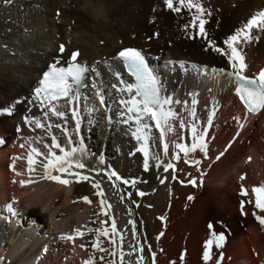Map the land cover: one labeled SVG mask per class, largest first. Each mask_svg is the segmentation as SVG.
Segmentation results:
<instances>
[{"label": "bare ground", "instance_id": "1", "mask_svg": "<svg viewBox=\"0 0 264 264\" xmlns=\"http://www.w3.org/2000/svg\"><path fill=\"white\" fill-rule=\"evenodd\" d=\"M199 2L211 13L204 17L206 31L227 54L210 49L198 36L190 38V34L194 35L198 29L189 32L184 25L193 19L194 10L184 9L177 14L168 10L162 0H0V110L12 109L11 115L0 111V138H5V143L0 145V257L3 258L0 264H36L41 249L55 245L58 253L52 256L53 251L50 255L53 262L47 264H85L89 260L91 264H108L109 261L121 264V251L123 264H137L141 256L140 264H240L237 261L230 263L228 259L233 255L230 250L225 256L216 246L215 230L204 225L200 211L206 212L213 207L217 195L224 190L230 191V201L224 210L216 212L220 221L227 222L232 236L244 222L234 206L239 199L236 194L240 191V177H246V190L252 197L255 195L252 191L255 166H259L264 175V109L249 113L239 99L235 92V77L230 75L233 71L229 60L231 49L223 43L246 23L250 14L264 7V0ZM67 25L69 29H66ZM260 35L259 41L237 45L247 64L243 72L246 76L257 77L264 67V33ZM61 45L65 47L62 54L59 51ZM126 46L138 47L147 54L149 64L166 85V94H171L174 100L189 102L171 105L177 117L171 120L174 132L166 133L164 141L169 143V155H163L162 143L150 142L151 152L159 154L165 163H173L174 168L167 172L162 167L145 171L143 154L136 151L140 144L125 134L129 131L128 126L117 123L121 106L114 98L120 94L108 86L116 83L109 71V63L120 65V61L113 58ZM75 50L80 51L78 62L101 73L96 77L94 72H88L87 86L80 89L84 99L79 108V134L70 111L64 118L51 112L47 116L44 114L49 106L61 111L69 109L72 105L68 101L52 104L43 96L37 99L33 92L43 71L57 60L58 66L66 65ZM123 78L129 80L126 70ZM89 81L105 88L107 108L100 105ZM193 98L198 101L195 107L201 122L210 109L216 112L206 138L208 149L206 153L198 150L188 157L180 153L177 160L175 142L190 145L192 141L190 127L193 120L189 113ZM93 105L97 109L95 112L89 110ZM25 117L29 121H24ZM107 117H111V122ZM258 118L263 127H256ZM37 119L44 127H36L33 121ZM181 120L186 121L187 127H180ZM57 124L61 127L57 128ZM157 135L158 130L154 129L153 136ZM53 136L64 148L78 145L82 138L88 153L84 158L87 168L79 171L100 181L105 193L103 199L113 206L105 209L118 217L115 243L103 236L99 238L102 247L116 253L115 256L92 247L96 234L88 229L107 227L110 236L112 232L109 223L103 226L99 223L107 220L108 211L107 215H98L101 197L96 195L99 190L93 187L91 180L77 182L74 177L55 170L53 175H61L71 183L64 185L41 179L40 163L33 164L35 171L29 172L27 157L31 149L35 147L47 152L44 145L51 144ZM69 136L74 144L69 143ZM52 150L60 154L59 149L53 147ZM32 155L34 160L42 159L35 153ZM101 157L103 165L99 163ZM9 168L18 177L10 175ZM93 168L98 171H91ZM100 169H114L126 179H136V186L115 181L113 187ZM13 177L16 184L9 182ZM192 178L197 180L196 185L189 183ZM161 179L165 182L160 183ZM29 180L33 182L21 183ZM83 197H88L91 203ZM10 203L16 211L15 216L6 208ZM130 203L142 206L145 211L144 223L140 217L142 227L141 223L137 224L139 229L135 236L128 224L130 206L126 204ZM245 210L248 224L253 228L255 223L250 218L258 211L252 201ZM225 214H230V219L226 220ZM16 218H22V224L16 223ZM76 229H81L83 236L75 235ZM120 233L123 234L122 242ZM67 234L74 235V241L60 238ZM232 238L227 249L233 243ZM209 239L213 244L208 249L210 259L205 261L204 245ZM135 243L141 244L144 251L136 249ZM242 243L248 264H256L247 242ZM182 249L185 255H181ZM101 256L105 259L101 260ZM224 256L223 262L219 263ZM62 257L64 262H61Z\"/></svg>", "mask_w": 264, "mask_h": 264}, {"label": "snow or ice", "instance_id": "2", "mask_svg": "<svg viewBox=\"0 0 264 264\" xmlns=\"http://www.w3.org/2000/svg\"><path fill=\"white\" fill-rule=\"evenodd\" d=\"M7 2H11V0H7ZM162 3L168 10L176 12L177 14L181 13L184 9H188L189 11L194 10L193 19L190 23L184 25L185 30L189 32L193 28L198 29L194 35L190 34V38H196L198 36L206 41L210 49H214L222 54H227L225 49L220 48L215 44L212 37L206 31L205 25L207 20L204 17L206 15L210 16L211 13L207 11L199 0H162ZM261 33H264V7L257 10L255 13L250 14V17L246 19V23L223 41V43L231 49L229 60L232 61L231 67L233 71L230 75L234 76L236 80L235 92L246 106L249 113H257L261 109H264V68L260 69L256 78H249L244 75L243 72L247 68V64L245 63L244 57L237 45L259 41L261 39ZM154 35H158V33H155ZM59 51L61 54L64 53V45L60 46ZM79 55L78 50L72 52L66 66H58V60L52 63L47 71H43V78L39 81L40 86L35 89V97L37 99L43 96L44 99L49 102L56 101L62 97L68 100L69 104L72 105L69 109L61 111L55 106H49L44 114L47 116L49 112H51V114L57 117L64 118L66 112L70 111L71 118L75 120V130L77 134H79L81 128L79 110L80 102L84 99L81 95L80 89L87 86L85 81L88 80V72H94L96 77L101 76V73L94 68L79 63ZM113 59L120 61V65L109 63V71L115 78L116 83H110L108 86L120 94L118 97L114 98L115 103L121 106L119 112L120 119L117 123L128 126L129 131L125 134L140 144L136 151L143 154L142 166L145 171H150L153 167H162L165 172L173 169L174 165L172 162L165 163L159 154L150 151V142L162 143L163 155H169V143L164 141L166 133L174 132L171 120L177 117V113L172 110L171 105L174 103H183L187 105L189 102L174 100L171 94H166V85L164 81L156 70L150 66L147 54L143 50L126 47L118 51ZM180 67H184L183 62L180 63ZM125 70L129 76V80L123 78ZM89 83L95 90L94 94L99 98L100 105L107 108L108 105L106 104L105 88L102 85L96 84L95 81H89ZM190 104L192 107L189 115L193 120L190 127L192 141L190 145H186L183 142H175L174 147L177 149L175 159L177 160L180 159V153H183L184 157H188L190 153H194L198 150L204 153L207 152L208 144L206 138L209 135L208 129L213 125V119L216 115V112L213 109H210L206 119L201 122V118L197 117V110L195 107V105L198 104L197 99L193 98L190 101ZM89 110L92 112L97 111L95 105ZM0 111L4 114H12L11 108H4ZM107 118L109 119V122H111V117ZM24 119L26 122L29 121L28 117H25ZM237 119L239 120L240 118ZM33 122L37 128L44 127L38 119ZM48 127H51V125ZM56 127L60 128L61 125L57 124ZM180 127H187L186 121L181 120ZM240 127H243L242 123ZM154 129L158 130L157 136H153ZM64 131L67 132V129H64ZM68 139L70 144H74L71 136H69ZM2 142L3 141L0 140V143ZM44 147L47 149V152L41 151L35 147L31 149V152L27 157L29 172L35 171V168L32 167L33 164L40 163L43 169L41 179L57 181L64 185L71 183L69 179H62L61 175H53V170H55L57 173L67 174L74 177L77 182L91 180L93 182V187L99 190L96 195L101 197V212L98 215H107L105 208H110L111 205L107 204L103 199L105 193L102 190L100 181H95L94 178H90L89 175L79 171L87 168L84 158H86L88 153L82 138L78 145L64 148L58 142V139L53 136L51 144L46 143ZM53 147L59 149L60 154L53 151ZM33 153L42 159L39 161L34 160ZM130 154L135 155V153ZM220 155H223V153ZM99 163L102 165L104 164L103 157L100 158ZM195 163H199V161H195ZM91 171L96 172L98 170L93 168ZM99 171L105 172L108 181L113 184V187H115V181H121L123 184H131L133 187L136 186V179H126L119 175L114 169H100ZM173 178L175 179V177ZM241 179H244V177H241ZM32 182L33 181L29 180L26 182L22 181L21 183ZM164 182V179L160 180V183ZM189 183L196 185L197 180L195 178L190 179ZM252 191L255 193V207L264 211V187L254 186ZM138 194L141 196L144 195L143 192H139ZM241 194L244 196L248 195L247 190L244 189L243 186L241 188ZM191 198L192 197H189V199ZM82 199L91 203L88 197H83ZM121 199L123 198L121 197ZM6 208L13 216L16 215V211L11 203L6 205ZM256 218L261 224H264V216H257ZM160 219H163V217ZM99 223L103 226L107 225L108 221L103 220L99 221ZM128 224L135 225V221L130 220L128 221ZM208 227L209 229H212L213 225L209 224ZM88 231L96 234V239L92 241V247L98 249L100 252H105L113 256L116 255V253L111 252L110 249L102 247V241L99 239L103 236L108 238L110 243H115L114 236L117 234L118 229L114 218L111 222V236L107 227L88 229ZM131 231L133 236L137 235L135 227H132ZM83 234L84 233L81 229L75 230V235L83 236ZM160 235H163V233H160ZM213 236L215 237L216 246L220 247V242L224 240V234L213 232ZM120 237L122 242V233H120ZM60 238L74 241L75 236L67 234L61 235ZM212 244V239L205 242V251L203 252V259L205 261L210 259V252L208 249ZM81 247H83V245H81ZM133 251H135V249H133ZM140 251L143 252L144 249L141 248ZM2 259L3 258L0 257V260ZM100 259L104 260L105 257L101 256ZM123 260L124 256L121 251V264H123ZM142 260L143 256L140 257V261ZM140 261H137V264H140ZM85 264H91V260L85 261ZM108 264H113V262L109 261Z\"/></svg>", "mask_w": 264, "mask_h": 264}, {"label": "rangeland", "instance_id": "3", "mask_svg": "<svg viewBox=\"0 0 264 264\" xmlns=\"http://www.w3.org/2000/svg\"><path fill=\"white\" fill-rule=\"evenodd\" d=\"M59 12H57L58 15H59ZM66 29H69V25L66 26ZM89 96L92 97V94L91 95L89 94ZM258 120H259V118L256 120L257 121L256 127L259 128L260 125L263 127V124H260V122ZM232 144L233 143L230 142V145H232ZM227 148H229V146ZM18 155H16L17 159H18ZM9 171H10V175L18 177L17 175H15L16 174L15 171H12L11 168H9ZM261 171L262 170L260 169L259 166H255V168H254V182H255V186L264 187V175L262 174ZM260 173H261V175H260ZM15 177L10 179L9 182L12 183V184H14V183L16 184L17 182H14V178ZM242 177H244V179H241V183L239 185V190L240 191H237V194L235 193L239 197V199L236 200L237 202H234V206H235V208L237 207V209L240 211V213L242 215V219H243L244 222L241 224L240 230L237 233L234 232V234H232V236H230V234H229L230 229L228 228L229 225H227V222L225 223L222 220L220 221L219 217H218L219 214L217 213L219 210H224L225 205H227L228 202L231 199V196H230L231 192L228 191V190H224L219 195H217L218 198H217L216 202L214 203L213 207L209 208L206 212L205 211H200V215H202V217L204 218V225L208 226L209 224H211V225H213L212 229H214L217 234H220V233L224 234V240L222 241V244L220 246V250H222L224 252L225 256L227 255L228 250H230L229 253H232L234 255V256L232 255L233 257L231 256L228 259L230 261V263H233V261L234 262L237 261V263H240V264H248L249 263L247 255L243 252V243L242 242L244 241V242H247V245H248L252 255L254 256L256 264H264V224H261L256 218L257 216H264V211L256 208L258 213L255 212L254 215H252V217L250 218V220L253 223H255L253 225L254 227L251 228L250 224H248V222H249L248 215H245V212H246L245 208L247 207L248 203H250V201H252V204H254V206H255V201H254L255 200V195L250 197L248 195L244 196V195L241 194L242 186H243L244 189L247 188L246 177L244 175H242ZM126 205L130 206V208H131V209L129 208L130 213L128 214L129 215V221L130 220L131 221H135V225L134 226L131 225V226L135 227V229L137 231L139 229L138 225L140 223H141L140 224V228L142 227V221L141 220H143V223H144L145 211H143L142 206H140L138 204L130 203V204H126ZM136 205H137V207L135 209ZM148 207L149 206H147V208ZM105 211H108L107 212L108 215H107L106 219H107L108 223L110 224V228H111V223L110 222H112L113 218L115 219L117 217L116 216L117 214L114 216V212H111V210L109 212V210L105 209ZM112 211H113V209H112ZM139 213H140V216H139ZM111 214H113V216ZM228 215L231 217L230 214H228ZM229 216H227V215L225 216L226 220L230 219ZM140 217H142V219ZM18 222H19V224H22L23 219L22 218L21 219L20 218H16V223H18ZM115 222H116V225H117L118 217H117V219H115ZM5 223H8V222H5ZM216 226H219V227H216ZM230 237H233L232 239H234V240H233V243H232L231 247L229 249H227L229 247L228 241H229ZM224 241H227V242L224 243ZM222 245H223V247H222ZM55 247H56V245L55 246L46 247L47 248L46 251H48V252L45 255H43V249H45V248H42L41 249L42 253L40 255L41 257H40L39 260H36V264H41L40 262H42V264H45V263L47 264V262H53V259H50L51 258L50 255H51V253H53V251L55 253H53L52 256L57 255L58 248L57 247L55 248ZM134 247L136 249H139V250L141 248H143V246L141 244H139V243H135ZM180 252H181V255L182 254L185 255V250L184 249H182ZM225 256L222 259L219 260V263L223 262ZM182 258H184V257H182ZM232 258H234V259H232ZM60 259H61V262L65 261L64 257H62ZM43 261H44V263H43ZM79 262H80V260H79Z\"/></svg>", "mask_w": 264, "mask_h": 264}, {"label": "trees", "instance_id": "4", "mask_svg": "<svg viewBox=\"0 0 264 264\" xmlns=\"http://www.w3.org/2000/svg\"><path fill=\"white\" fill-rule=\"evenodd\" d=\"M5 139V138H4Z\"/></svg>", "mask_w": 264, "mask_h": 264}]
</instances>
